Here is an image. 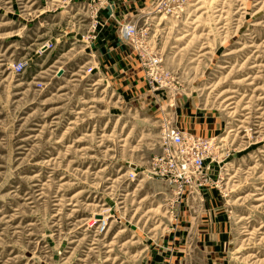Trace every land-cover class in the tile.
Instances as JSON below:
<instances>
[{"label":"rangeland","instance_id":"1","mask_svg":"<svg viewBox=\"0 0 264 264\" xmlns=\"http://www.w3.org/2000/svg\"><path fill=\"white\" fill-rule=\"evenodd\" d=\"M0 264H264V0H0Z\"/></svg>","mask_w":264,"mask_h":264},{"label":"built area","instance_id":"2","mask_svg":"<svg viewBox=\"0 0 264 264\" xmlns=\"http://www.w3.org/2000/svg\"><path fill=\"white\" fill-rule=\"evenodd\" d=\"M170 143L174 150L167 148L160 158L154 160L150 177L174 186L177 188V195L181 196L182 189L191 188V176L204 166V160L195 144L205 145V142L191 136L172 134Z\"/></svg>","mask_w":264,"mask_h":264}]
</instances>
